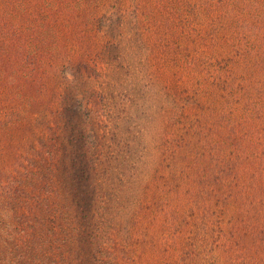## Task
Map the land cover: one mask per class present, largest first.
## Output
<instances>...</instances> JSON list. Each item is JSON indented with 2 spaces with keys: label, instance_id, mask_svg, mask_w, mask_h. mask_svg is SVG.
Listing matches in <instances>:
<instances>
[{
  "label": "rangeland",
  "instance_id": "1",
  "mask_svg": "<svg viewBox=\"0 0 264 264\" xmlns=\"http://www.w3.org/2000/svg\"><path fill=\"white\" fill-rule=\"evenodd\" d=\"M164 2L30 0V80L2 92L0 264H264L243 71L216 11L179 24Z\"/></svg>",
  "mask_w": 264,
  "mask_h": 264
},
{
  "label": "trees",
  "instance_id": "2",
  "mask_svg": "<svg viewBox=\"0 0 264 264\" xmlns=\"http://www.w3.org/2000/svg\"><path fill=\"white\" fill-rule=\"evenodd\" d=\"M165 1L163 7L169 9L179 24L186 22L182 17L184 13H195L201 7L210 13H218L220 23L217 28L211 25L213 20L210 18V35L216 31L222 34L223 42L232 50L233 66L240 65L243 71L239 81L246 103L244 112L236 115V122L244 136L252 134L247 143L255 144L260 171L264 173V0ZM30 6V0H0V132L18 122V113L14 109L16 100L10 95L2 98L4 90L14 87L6 78L21 75L22 79L30 80L27 74V67L32 63V50L27 45ZM42 25L43 22H39L36 29ZM36 51L42 57V46ZM4 108L10 110L3 113ZM244 129H252L253 133Z\"/></svg>",
  "mask_w": 264,
  "mask_h": 264
}]
</instances>
